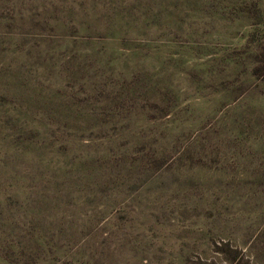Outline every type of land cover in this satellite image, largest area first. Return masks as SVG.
Instances as JSON below:
<instances>
[{"label":"rangeland","instance_id":"1","mask_svg":"<svg viewBox=\"0 0 264 264\" xmlns=\"http://www.w3.org/2000/svg\"><path fill=\"white\" fill-rule=\"evenodd\" d=\"M0 106V264H264V0H0Z\"/></svg>","mask_w":264,"mask_h":264},{"label":"trees","instance_id":"2","mask_svg":"<svg viewBox=\"0 0 264 264\" xmlns=\"http://www.w3.org/2000/svg\"><path fill=\"white\" fill-rule=\"evenodd\" d=\"M3 107V106H0ZM23 110V108L21 107ZM28 121V118L23 115V112H21L20 108L17 109L16 111L13 112L12 110H6L0 115V129L1 127L9 126L11 128V133L9 134H4L2 140H0V144L3 147H7L8 145L13 144L14 142H21L22 140L25 142L26 141V134L25 132L23 133H17L14 131V129L19 125H25ZM13 152L10 150H5L4 152H0V162L4 163L6 159L10 158L13 156ZM238 264V263H234Z\"/></svg>","mask_w":264,"mask_h":264}]
</instances>
